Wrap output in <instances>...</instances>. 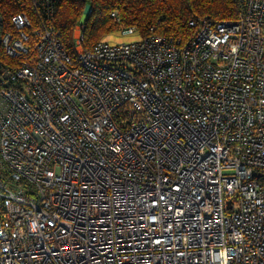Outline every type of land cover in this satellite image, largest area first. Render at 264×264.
<instances>
[{"label": "built area", "instance_id": "2783aa9c", "mask_svg": "<svg viewBox=\"0 0 264 264\" xmlns=\"http://www.w3.org/2000/svg\"><path fill=\"white\" fill-rule=\"evenodd\" d=\"M235 1L186 44L134 26L87 50V12L72 54L13 17L0 264H264V0Z\"/></svg>", "mask_w": 264, "mask_h": 264}, {"label": "trees", "instance_id": "16d2710c", "mask_svg": "<svg viewBox=\"0 0 264 264\" xmlns=\"http://www.w3.org/2000/svg\"><path fill=\"white\" fill-rule=\"evenodd\" d=\"M90 7L85 23L84 47L91 50L103 38L125 27H138L142 37L152 34L186 44L195 29L189 23L194 17L214 21L235 20V0H0V36L15 33L14 16L25 14L32 28L53 27L61 34L67 51L74 53V32ZM117 12L120 21L113 17ZM153 28V31H152ZM21 60L7 56L0 46V69H15Z\"/></svg>", "mask_w": 264, "mask_h": 264}, {"label": "rangeland", "instance_id": "374dc122", "mask_svg": "<svg viewBox=\"0 0 264 264\" xmlns=\"http://www.w3.org/2000/svg\"><path fill=\"white\" fill-rule=\"evenodd\" d=\"M141 38L142 37L140 36L139 33H136L135 35H125L122 33V29H119L118 31L112 33L111 35L103 39L109 40L112 43H126V42L138 41Z\"/></svg>", "mask_w": 264, "mask_h": 264}, {"label": "water", "instance_id": "95a60500", "mask_svg": "<svg viewBox=\"0 0 264 264\" xmlns=\"http://www.w3.org/2000/svg\"><path fill=\"white\" fill-rule=\"evenodd\" d=\"M90 11V7H87V12Z\"/></svg>", "mask_w": 264, "mask_h": 264}]
</instances>
